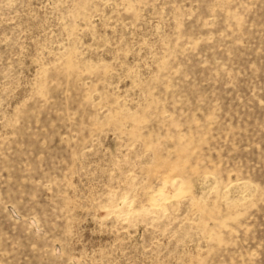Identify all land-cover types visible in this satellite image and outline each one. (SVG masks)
Returning <instances> with one entry per match:
<instances>
[{"label": "rangeland", "instance_id": "obj_1", "mask_svg": "<svg viewBox=\"0 0 264 264\" xmlns=\"http://www.w3.org/2000/svg\"><path fill=\"white\" fill-rule=\"evenodd\" d=\"M0 264H264V0H0Z\"/></svg>", "mask_w": 264, "mask_h": 264}]
</instances>
